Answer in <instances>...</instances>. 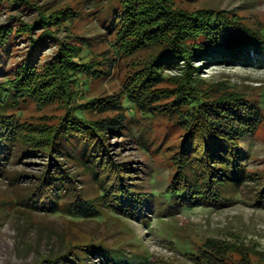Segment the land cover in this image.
Instances as JSON below:
<instances>
[{
	"label": "trees",
	"instance_id": "trees-1",
	"mask_svg": "<svg viewBox=\"0 0 264 264\" xmlns=\"http://www.w3.org/2000/svg\"><path fill=\"white\" fill-rule=\"evenodd\" d=\"M174 1L114 0L115 9L104 20L109 21L110 31L115 30L112 46L116 54L102 62L97 61L90 50L92 43L84 38L76 37L78 44L55 37L71 24L75 13L69 9L40 7L35 24L19 30L30 40L31 53L0 82V177L8 174L13 159L31 154L48 158L31 188L30 208L77 220L104 221L105 212L135 216L141 198L129 181L131 168L117 162L109 150L111 138L128 130L130 112L158 113L172 121L175 118L176 126L183 131L172 157L177 169L167 190L172 197L225 201V193L244 181L242 162L246 159L238 149L239 142L256 134L263 120L261 106L238 91L208 84L199 75L201 67L192 63L207 60L218 66L233 65L247 59L250 50L264 58V32L250 29L226 11H188ZM37 30L43 33L34 39ZM12 32L7 26L0 30V49L9 46ZM52 41L56 42L54 55L46 56L43 69L38 68L39 53ZM146 49L153 53L119 94L87 95L89 83L105 80L118 71L120 56H135ZM170 71L178 73L172 81L166 75ZM168 82L173 87L160 88ZM30 102L39 107L58 103L65 112L53 125L34 127L21 122L18 114ZM65 162L79 164L93 175L97 197L75 193V177ZM257 202L264 207V188ZM238 249L236 244L209 238L193 255L196 264H264V251L255 249H241L240 258L232 259L228 253ZM124 255L92 242L64 246L43 262L87 264L92 256L107 264H130Z\"/></svg>",
	"mask_w": 264,
	"mask_h": 264
},
{
	"label": "rangeland",
	"instance_id": "rangeland-1",
	"mask_svg": "<svg viewBox=\"0 0 264 264\" xmlns=\"http://www.w3.org/2000/svg\"><path fill=\"white\" fill-rule=\"evenodd\" d=\"M114 0H0V30L12 29L11 43L0 49V82L12 73L18 62L31 53L30 40L19 31L33 26L39 13L47 7L59 11L69 9L71 24L55 33L59 41L80 43L84 38L99 62L116 54L112 46L115 30L110 31L106 14L115 9ZM175 5L188 11L223 10L240 18L250 29L264 32V0H175ZM109 19V18H108ZM43 30H37L38 39ZM82 42V41H81ZM56 43V42H55ZM53 41L41 50L37 67L56 51ZM151 49L120 56L118 71L105 80H95L87 92L91 97L119 94L135 71L148 60ZM256 50L247 59L232 64L196 60L193 67H201L200 77L208 84L228 91H238L256 101L262 109L263 120L256 134L243 138L239 150L244 160L246 176L238 188H226L225 201H201L172 197L167 190L177 172L172 157L181 141L183 131L167 116L130 112L128 130L113 136L109 150L113 158L131 168L130 183L140 192L141 207L135 216L108 215L104 221L61 214L48 215L28 206L35 178L45 169L48 158L31 154L10 163L9 172L0 177V264H39L45 257L58 254L67 245L97 243L114 251H122L130 264H196L193 253L207 239L224 240L238 245L243 251H264V207L257 197L264 188V62ZM261 57V59H260ZM232 63V61H228ZM172 81L178 73L167 72ZM173 87L171 82L160 88ZM218 87V88H219ZM221 89V88H220ZM221 91H224L222 89ZM58 103L38 106L30 102L18 112L21 122L34 127L53 125L64 114ZM67 163V162H65ZM75 177V193L86 198L97 197L95 180L82 166L67 163ZM224 193V192H223ZM223 195V194H222ZM224 196V195H223ZM69 199H73L69 196ZM262 202V201H261ZM232 247V246H231ZM234 250L232 259L240 258ZM250 253V252H249ZM254 253V252H251ZM252 257V256H251ZM46 264V262H43ZM48 264V263H47ZM87 264H107L90 256Z\"/></svg>",
	"mask_w": 264,
	"mask_h": 264
}]
</instances>
